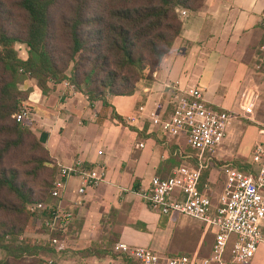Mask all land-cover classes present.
Listing matches in <instances>:
<instances>
[{"label":"crops","instance_id":"obj_1","mask_svg":"<svg viewBox=\"0 0 264 264\" xmlns=\"http://www.w3.org/2000/svg\"><path fill=\"white\" fill-rule=\"evenodd\" d=\"M181 20V36L153 75L152 85L140 86L132 96L108 97L125 125L112 118L110 109L90 103L65 82L48 83L46 93L30 78L20 85L21 90L30 92L32 131L58 167L81 163L105 168V180L82 198L78 195L79 179L71 178L61 197L51 198L56 203L46 205L73 212L71 226L81 224L73 234L77 248L88 247L101 237L104 218L118 242L147 247L162 256L202 258L211 254L215 228L179 214L161 215L140 196L152 178L166 179L176 167L197 165L185 135L172 137L149 119L151 113L162 120L170 118L173 95L166 85L178 82L182 89L198 86L204 90L208 106L239 117L200 178L199 190L209 196L213 210L225 187L222 165L218 166L251 153L249 165L253 168V148L264 146V135L258 134V127L264 124V68H258L264 63V0H205L201 9L187 12ZM249 88L257 89L261 96L253 116H245L239 108L241 95ZM240 118L253 124L249 127L256 135L239 140L235 132L242 128ZM176 195L181 196L179 191ZM93 259L97 264H116L111 258Z\"/></svg>","mask_w":264,"mask_h":264},{"label":"trees","instance_id":"obj_2","mask_svg":"<svg viewBox=\"0 0 264 264\" xmlns=\"http://www.w3.org/2000/svg\"><path fill=\"white\" fill-rule=\"evenodd\" d=\"M58 2L17 0L23 17L18 28L9 25L8 14L0 7V135L4 136L0 158L9 151L26 149L36 170L56 169V162L43 143L13 118L23 104L29 103L30 92L21 91L18 85L29 77L46 93L48 83L57 85L66 81L90 103L98 102L110 109L112 118L125 125L109 105L108 97L132 96L140 86L150 87L153 75L181 36L183 24L178 10L196 12L205 0H70L68 12L54 21L51 11ZM16 43L28 48L26 60L18 57ZM70 64L72 72L68 78L66 71ZM57 171L49 188L38 198H32L30 192L17 184L14 171L0 173V191L6 190L20 202L10 207L12 212L26 220L41 214L47 234L51 238H65L58 232L49 233L45 226L47 211L29 210L32 205L45 204L46 196L51 198ZM206 173L207 170H202L201 176ZM26 226L27 223L24 227L0 226V250L7 257L2 264H21L27 257L36 259L44 248L29 240L18 242V234ZM8 236L12 238L10 242L5 240ZM116 243L117 235L104 244L91 243L83 257L107 258L111 245ZM110 257L122 264H139L123 257L118 259L116 254Z\"/></svg>","mask_w":264,"mask_h":264},{"label":"built area","instance_id":"obj_3","mask_svg":"<svg viewBox=\"0 0 264 264\" xmlns=\"http://www.w3.org/2000/svg\"><path fill=\"white\" fill-rule=\"evenodd\" d=\"M178 12L180 17L187 15L186 10ZM261 67L264 68V63L258 68ZM166 87L173 95L170 118L162 120L158 114L151 113L149 119L172 137L185 135L188 146L195 152L198 166H179L166 179L152 178L149 187L140 191V196L149 208L161 215L179 214L215 228L212 251L208 257L202 258L196 255L162 256L147 247L118 242L113 246V252L118 259L123 257L139 264H250L259 246L264 245V146L257 144L253 148V173H243L231 163L222 165L225 187L218 207L213 210L209 196L199 190L201 171L212 163L215 151L222 145L237 116L230 111L208 106L204 90L198 86L182 89L176 82ZM258 99L257 89H246L240 98V111L245 116H253ZM32 114V108L23 105L13 118L17 123L24 124ZM258 134L264 135V124L258 129ZM71 178L79 179L78 195L82 198L87 190L94 189L105 180L106 171L103 165L92 168L81 163L59 166L51 198L59 199L67 180ZM176 191L181 196L176 195ZM80 198L78 205L81 204ZM29 210L31 213H49L45 223L49 233L58 232L65 238H51L48 234V244L56 254L66 251L68 246L65 239L75 220L73 212L47 208L46 204L32 205ZM49 264H53V261H49Z\"/></svg>","mask_w":264,"mask_h":264},{"label":"rangeland","instance_id":"obj_4","mask_svg":"<svg viewBox=\"0 0 264 264\" xmlns=\"http://www.w3.org/2000/svg\"><path fill=\"white\" fill-rule=\"evenodd\" d=\"M70 0H59L56 7L51 11V17L54 21H57L60 16L64 13L68 12V4ZM17 0H0V7H3L4 13L8 14V22L10 26L18 28L22 24V13L18 10L16 6ZM183 10V9H180ZM15 49L17 51L18 57L21 60L27 59V52L28 48L26 45L21 43L15 44ZM72 64L69 65L66 76L69 78L71 76ZM156 73V72H155ZM29 78V77H28ZM27 79V78H26ZM31 79V78H30ZM21 83L18 85L20 89ZM21 90V89H20ZM21 91H28V90H21ZM29 92V91H28ZM261 96L259 95V99ZM28 105L30 104H23ZM22 105V106H23ZM239 117L237 116V119ZM239 121L241 122L242 128L241 130H237L235 134L239 138V140H247L250 137L256 135V132L253 130V125L249 121L240 118ZM31 122V121H30ZM29 120L25 121L24 124H21L24 128L29 129L35 136L36 134L32 131V127L30 125ZM20 124V123H19ZM232 127V126H231ZM260 127H258L259 129ZM246 130V133L245 131ZM37 137V136H36ZM38 138V137H37ZM39 139V138H38ZM40 140V139H39ZM4 136L0 135V147L3 145ZM42 143V142H41ZM245 144V143H244ZM236 147L239 151V142L235 143ZM251 152V151H250ZM251 153L247 155V157H237L233 159H228L227 163H231L234 167L240 168L246 174L253 173L254 169L249 165V157ZM30 154L27 152L26 149H21L17 151H9L8 153L4 154L0 158V173L2 171L10 172L14 171L16 175V182L18 185L23 186L27 192L32 194V198H38L42 195V192L46 191L50 183L52 182L58 166L56 164V169L53 168H45L43 170H36L34 167V163L29 161ZM222 164V163H221ZM221 164L218 167H221ZM236 164V166H235ZM45 204L49 206H53L56 201L52 200L50 197L46 196ZM19 201L16 197L12 194L7 192L6 190L0 191V226L3 224H13L24 227V223H27L25 229L18 234V242H23L25 240H29L35 246H44V248L40 247L39 255L36 259H32L27 257L24 262L21 264H49V261H53V264H97L93 263L96 262L93 258L83 257V252L86 250L84 247L80 249L77 248V245L73 242V234L76 232V229H79L80 223H75L74 226L70 227L69 232L66 237V243L68 249L61 254H56L50 249V245L47 243L48 234L45 231L43 222L44 218L41 214H39L36 218L32 220H26L23 216H19L16 213L10 210L11 206L19 205ZM102 230L103 233L100 238L93 241L92 244H104L105 241L108 239L113 240L116 237V233L113 231H109L108 222L105 221L103 218L102 220ZM7 242L12 240L11 236L6 237L5 239ZM113 245H111L112 251L107 258H111L110 256H114L113 252ZM113 253V254H112ZM36 260V261H34ZM99 260V259H98ZM115 260V258L113 259ZM7 261V257L4 251L0 250V264ZM10 261V259H8ZM264 264V245L261 244L259 246V250L256 254L255 259L250 262V264ZM100 264V262H98ZM14 264V263H12ZM102 264V263H101Z\"/></svg>","mask_w":264,"mask_h":264}]
</instances>
